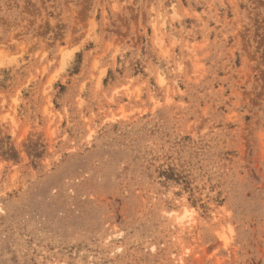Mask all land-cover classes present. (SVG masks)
Segmentation results:
<instances>
[{
  "label": "rangeland",
  "instance_id": "obj_1",
  "mask_svg": "<svg viewBox=\"0 0 264 264\" xmlns=\"http://www.w3.org/2000/svg\"><path fill=\"white\" fill-rule=\"evenodd\" d=\"M0 264H264V0H0Z\"/></svg>",
  "mask_w": 264,
  "mask_h": 264
}]
</instances>
